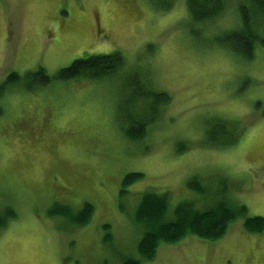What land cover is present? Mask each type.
Returning <instances> with one entry per match:
<instances>
[{
	"label": "rangeland",
	"instance_id": "374dc122",
	"mask_svg": "<svg viewBox=\"0 0 264 264\" xmlns=\"http://www.w3.org/2000/svg\"><path fill=\"white\" fill-rule=\"evenodd\" d=\"M188 1L0 0V216L13 213L0 264L135 256L147 191L165 195L167 218L181 201L201 209L217 194L264 219V46L244 57L223 41L241 26L240 0L205 20ZM113 51L121 78L58 76ZM138 126L144 134L130 139ZM126 174L139 176L123 186ZM243 218L215 241L162 243L141 264H264V230L246 232Z\"/></svg>",
	"mask_w": 264,
	"mask_h": 264
},
{
	"label": "trees",
	"instance_id": "16d2710c",
	"mask_svg": "<svg viewBox=\"0 0 264 264\" xmlns=\"http://www.w3.org/2000/svg\"><path fill=\"white\" fill-rule=\"evenodd\" d=\"M198 1L191 0V3L188 1L191 17L194 19H209L221 9L222 0H204L213 4L207 8L199 5ZM247 1L248 5L252 7L251 10L248 9L245 2L244 4L241 3V0L240 3L238 2L242 20L241 26L237 30L225 32L222 38L223 41L232 43L235 49L238 48L235 52L240 55L241 53L239 54L238 51H241L243 53L241 56L244 57L251 56L257 43L264 46V0ZM113 60H118L119 63L115 64ZM121 61L122 55L118 51L77 58L68 66L60 69L58 76L61 79H69L80 75L94 78L111 73L116 66L120 65ZM33 74L39 75L42 73L41 70H37ZM48 78L44 75L41 82H47ZM17 79L18 74L10 73L5 81L13 82ZM150 96H153V94ZM157 96L160 97L159 94ZM138 127L139 129L131 128L127 130L126 135L130 139L141 137L144 133L141 131L140 126ZM219 130L221 131L220 128ZM231 141L226 137L222 143L227 145ZM138 176V174H126L123 178V186L129 184ZM193 185L194 183L189 184L188 187L195 190V192L203 193V196L204 193H207L204 187L198 184ZM220 193L222 191L219 190ZM218 197L217 194L213 196L216 199H212L206 207L201 209L197 208L191 201H181L173 208L170 218H167L168 206L166 205L165 195L153 191L143 193L134 211V219L138 227L142 229L136 244V255L126 256L118 264H141V261L151 260L160 244L176 243L186 235H195L200 239L209 241L218 240L227 232L230 224L241 216H244L243 229L246 232L258 234L264 230L263 217L246 216V208L243 204H233L223 196L217 200ZM88 206L89 204L86 203L84 208ZM9 217H13V213L10 211L5 214V217L0 216V228L4 226ZM75 220L78 223L81 222L76 217Z\"/></svg>",
	"mask_w": 264,
	"mask_h": 264
},
{
	"label": "snow or ice",
	"instance_id": "6c2138e0",
	"mask_svg": "<svg viewBox=\"0 0 264 264\" xmlns=\"http://www.w3.org/2000/svg\"><path fill=\"white\" fill-rule=\"evenodd\" d=\"M224 2H225V6H227L228 3L230 2V0H224ZM113 63L118 64L119 61H118V60H113ZM123 75H124V73H122V72L119 71V70H114V71L111 73V77L114 78V79H115V78H121ZM250 119H254V117H250ZM237 123H239V121H237ZM232 142H234V140H233ZM262 148H264V143H262Z\"/></svg>",
	"mask_w": 264,
	"mask_h": 264
}]
</instances>
